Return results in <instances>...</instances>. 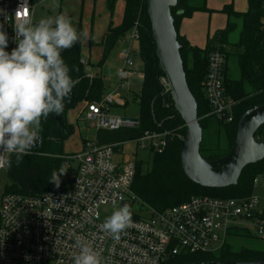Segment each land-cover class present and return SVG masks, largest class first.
Listing matches in <instances>:
<instances>
[{
    "label": "built area",
    "instance_id": "2783aa9c",
    "mask_svg": "<svg viewBox=\"0 0 264 264\" xmlns=\"http://www.w3.org/2000/svg\"><path fill=\"white\" fill-rule=\"evenodd\" d=\"M18 9L21 17L26 12L30 14L34 23L33 0H26V7L25 0H0V28L8 36V52L17 46L14 29ZM138 41L135 26L123 40L125 47L115 88L107 91L100 102L85 105L83 120L90 122L95 132L134 126L122 116L114 115L112 109L126 103L130 82L136 75H143L134 61ZM223 48L228 49L226 45ZM226 50L216 49L210 54L204 90L211 107L209 115L230 123L234 119L235 100L225 93ZM81 62L87 64L84 58ZM159 81L163 94L170 95L166 75ZM171 134V131H146L135 141L140 149L162 152ZM122 145L100 144L93 135L79 152L65 156L67 171H71L72 161L77 165L72 179L62 182L61 177L58 188L54 185L36 196L0 194V261L73 264L79 251L76 242L82 240L101 253L102 264H168L182 254L220 250L233 228L248 229L264 237V202L254 190L245 198L192 196L163 211L142 206L132 213V223L120 234V239H113L100 228L104 222L101 207L137 199L132 191L135 160H116ZM11 157L7 153L0 156V172L7 170L4 162H11ZM260 187L264 188V174L254 180V188Z\"/></svg>",
    "mask_w": 264,
    "mask_h": 264
},
{
    "label": "trees",
    "instance_id": "16d2710c",
    "mask_svg": "<svg viewBox=\"0 0 264 264\" xmlns=\"http://www.w3.org/2000/svg\"><path fill=\"white\" fill-rule=\"evenodd\" d=\"M117 0H107L110 12H113ZM211 13L207 0H177L171 7L178 39L185 41L180 54L189 87L198 103V118L203 130L200 154L209 161H215L226 155L232 148L239 119L251 106L264 104V0H248V10L237 11L233 3L225 4L220 10L227 16L226 26L208 36L206 45L199 47L191 44L180 33L181 23L197 12ZM137 26L139 31L138 51L135 55L143 63L142 88L134 95L138 103V125L121 127L116 130L101 129L94 132L100 144L124 143L137 140L146 131H171L167 145L162 152L149 149L150 161L137 160L136 176L132 191L142 206L158 211L188 201L192 196L209 195L217 198H245L255 190L254 180L264 174V158L247 164L237 183L223 188L203 187L185 174L181 163V142L185 136L186 123L174 107L171 94H163L160 77L165 75L159 66L156 54V42L147 10V0H125L122 21L111 23L104 33L102 57L99 66H103L111 52L121 44L128 33ZM77 31H82L81 23ZM238 39L231 42L230 36L238 32ZM89 44L92 46L93 33ZM226 45L228 49H224ZM226 50L224 86L226 96L235 100L234 119L230 123L209 115L210 104L206 98L204 82L208 72L209 56L216 50ZM65 63L70 68L71 77L78 81L73 88L75 102L65 106L63 126L59 127L54 116L41 120L39 141L31 149V155L25 156L20 164L11 157V166L7 168V182L2 194L20 193L36 196L54 186L49 182L53 170L64 166V145L74 133L72 124L66 120L68 110L80 103L100 102L110 86L102 75H88L87 64H83V40L71 49L62 52ZM233 63L240 71V77H232L229 64ZM129 103L126 99L125 106ZM59 128L58 133L52 132ZM264 135V124L259 128ZM181 137H180V136ZM87 138H83V144ZM144 167V168H143ZM146 167V168H145ZM63 176V175H62ZM61 176V177H62ZM61 179V178H60ZM264 217V211L262 213ZM264 258V237L257 236L248 229L233 228L229 231L225 245L216 252L186 253L177 256L168 264H185L207 261L255 260Z\"/></svg>",
    "mask_w": 264,
    "mask_h": 264
},
{
    "label": "clouds",
    "instance_id": "9594fccd",
    "mask_svg": "<svg viewBox=\"0 0 264 264\" xmlns=\"http://www.w3.org/2000/svg\"><path fill=\"white\" fill-rule=\"evenodd\" d=\"M14 31L17 46L8 52V36L0 28V156L14 155L20 164L40 139L41 120L62 114L66 98H71L78 83L71 77L62 52L88 39L89 33L78 32L65 15L33 23L30 14L21 17L19 9ZM4 163L11 166L10 160ZM67 170L64 166L53 170L49 182L58 188ZM131 218L130 207L123 204L100 228L119 240ZM76 246L79 251L73 264H102L101 253L87 242L78 240Z\"/></svg>",
    "mask_w": 264,
    "mask_h": 264
},
{
    "label": "water",
    "instance_id": "95a60500",
    "mask_svg": "<svg viewBox=\"0 0 264 264\" xmlns=\"http://www.w3.org/2000/svg\"><path fill=\"white\" fill-rule=\"evenodd\" d=\"M177 0H147L148 15L156 42V54L159 66L168 78L174 107L186 123L185 136L181 142V163L187 177L203 187L223 188L237 183L244 167L264 158V135L253 138L256 131L264 124V104L248 108L239 119L237 134L231 150L215 161H209L200 154L203 130L198 118V103L192 93L180 50L185 46L184 40L178 39L171 7ZM66 98L65 106L75 102V92ZM58 126H63V115H55ZM123 120L136 126L137 117L123 116ZM59 128L52 132L58 133ZM37 144V143H36ZM123 204L140 206L139 199L129 198ZM185 264H264V258L255 260H227L193 262Z\"/></svg>",
    "mask_w": 264,
    "mask_h": 264
},
{
    "label": "rangeland",
    "instance_id": "374dc122",
    "mask_svg": "<svg viewBox=\"0 0 264 264\" xmlns=\"http://www.w3.org/2000/svg\"><path fill=\"white\" fill-rule=\"evenodd\" d=\"M233 3L236 10L245 12L248 10V0H208V7L213 11L208 12H197L191 18H186L182 21V25H186V28L192 33L196 39V44L200 46L206 45L208 36H212L216 29H222L226 26V15L221 12L222 3ZM35 6V17L34 23L38 22L42 18L46 17H55L57 15L67 16L73 26L77 29L78 25L81 23L82 31H87L89 33V38L91 31L90 29L94 26V38H97L96 30L99 27H103L105 30L106 25L112 21L113 24L117 25L122 21L123 12L125 8V2L122 0H117L113 12H110L107 6V0H33ZM102 30V31H103ZM238 32L231 34V42H235L238 39ZM89 38L83 40V55L88 56L89 53ZM202 41V44H199V41ZM95 45V43H94ZM199 46V47H200ZM97 48V47H96ZM96 50L91 55V61H88L86 58L87 68L90 66V69H87V72L92 73L93 75H102L104 78H108L114 82H118V70L117 66L119 64V58L122 59V53L124 49L122 45H118L113 52H111L110 57L103 66H99L100 54L96 53ZM135 52L138 51V43H135L134 47ZM134 61L136 68L141 70L143 68V63L135 55ZM229 73L230 76L239 78L240 71L238 67L234 66L230 62ZM105 78V80H107ZM142 88V77L141 75H136L134 77V83L130 84L128 92V101L129 103L125 106H114L112 113L118 116H127V117H137L138 116V103L134 100V95L138 94ZM112 88H110L111 90ZM86 102L80 103L74 108L68 110L66 115V120L68 123L72 124L74 133L66 140L64 145V152L68 155L79 152L82 149L83 138L92 137L94 130L91 128V123L83 120V115L86 108ZM261 136L259 129L253 135V138ZM263 136V135H262ZM203 140V138H202ZM202 142V141H201ZM201 147V144H200ZM144 160L150 161L151 157L147 150L140 149L138 143L135 140L126 141L122 145L121 154L116 156V160ZM66 163L65 161L63 162ZM71 171H67L62 176V182H66L69 179H72L73 169H76L77 162H71ZM144 168V167H143ZM146 168V167H145ZM7 182V172L5 170L0 172V194H2L3 189ZM255 193L261 195L264 202V188H255ZM132 213L139 211L140 206L134 205L129 206ZM119 206H102L101 215L102 219H105L118 209ZM0 264H16L10 261H0Z\"/></svg>",
    "mask_w": 264,
    "mask_h": 264
},
{
    "label": "crops",
    "instance_id": "0c3cea01",
    "mask_svg": "<svg viewBox=\"0 0 264 264\" xmlns=\"http://www.w3.org/2000/svg\"><path fill=\"white\" fill-rule=\"evenodd\" d=\"M122 1H124L125 2V0H122ZM221 2H223V1H221ZM207 4H208V0H207ZM225 4H228V3H225V2H223L222 3V7L225 5ZM236 9V8H235ZM238 11V10H237ZM241 12V11H240ZM34 17H35V12H34ZM112 23V21H110L107 25H106V29L105 30H103V27H101V29L99 30V27L97 28V30H96V34L98 35V33H100V35H98L97 36V38H94V32H95V29H94V26L90 29V31H91V33H93V41H94V43H95V45L93 44L92 46H90V44H89V42H88V44H89V53H88V56H85L84 57V55H83V57L84 58H86L88 61H91V55H92V52H93V48H94V51H95V49H97L96 50V53H99L100 54V56L102 57V47L100 46V42L102 41V38H103V35H104V33L107 31V29H108V27H109V25ZM226 23H227V16H226ZM221 29V28H220ZM103 30V31H102ZM216 30H218V29H216ZM215 30V31H216ZM214 31V32H215ZM180 33L183 35V36H185L187 39H188V41L191 43V44H193V45H197L196 44V39H195V37L192 35V33L186 28V25H182V23H181V27H180ZM124 40V39H123ZM123 40L121 41V44L120 45H122V48H124L125 47V45H124V42H123ZM202 41L200 40L199 41V44H202L201 43ZM206 44V43H205ZM197 46H200V45H197ZM205 46V45H204ZM204 46H200V47H204ZM97 47V48H96ZM100 57V58H101ZM118 62H119V64H118V66H117V70H118V67L120 66V64L122 63V59H120L119 58V60H118ZM106 63V62H105ZM104 63V64H105ZM89 69H90V66L88 67ZM87 68V69H88ZM89 75H93L92 73H88ZM104 77V76H103ZM106 78V77H105ZM104 78V79H105ZM142 78H143V75H142ZM107 80H105L106 81V83L110 86V88H112V89H114L115 88V86H116V84H117V81L116 82H114V81H112V80H110V79H108V78H106ZM132 83H134V78L132 79V81L130 82V84H132ZM130 86V85H129ZM110 90V89H109ZM130 90V89H129ZM127 96H128V93H127ZM112 111H113V109H112ZM95 132V131H94ZM94 135V134H93ZM89 138V137H88ZM83 142V141H82ZM82 147H83V143H82Z\"/></svg>",
    "mask_w": 264,
    "mask_h": 264
},
{
    "label": "snow or ice",
    "instance_id": "6c2138e0",
    "mask_svg": "<svg viewBox=\"0 0 264 264\" xmlns=\"http://www.w3.org/2000/svg\"><path fill=\"white\" fill-rule=\"evenodd\" d=\"M26 14V13H25Z\"/></svg>",
    "mask_w": 264,
    "mask_h": 264
}]
</instances>
